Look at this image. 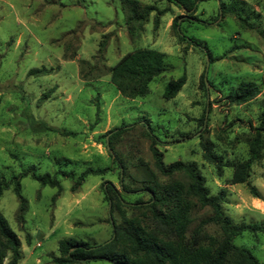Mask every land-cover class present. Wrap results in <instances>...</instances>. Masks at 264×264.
Masks as SVG:
<instances>
[{
    "label": "rangeland",
    "instance_id": "374dc122",
    "mask_svg": "<svg viewBox=\"0 0 264 264\" xmlns=\"http://www.w3.org/2000/svg\"><path fill=\"white\" fill-rule=\"evenodd\" d=\"M220 1L231 13L220 15L217 0L197 3L195 12L167 0H137L155 11L131 38L120 0H0V177L33 166L39 174H56L60 182L56 190L23 178L20 200L10 190L3 192L0 214L19 240L17 264H53L63 239L109 241L103 184L112 185L127 204L148 199L142 192H121L118 164L106 148L110 132L132 124L113 144V153L126 163L125 182L139 189L150 172L156 173L147 126L158 140L163 165L194 163L209 194L222 195L221 210L233 224L263 228L235 237L233 244L264 264V132L260 158L246 181L229 183L235 165L248 158L264 103V0ZM176 18L178 29L204 43L215 62L178 40L172 27ZM138 49L163 53L166 70L149 83L146 96L126 99L111 85L109 70ZM181 76L180 91L163 99L166 84ZM242 81L254 82L259 94L245 104H230L228 92ZM203 147L221 158L219 172L202 159ZM88 168L110 171L88 176L75 191L72 180L59 173L76 177ZM124 210L136 213L130 206ZM210 215V208L194 206L186 239L199 230L198 243L218 240L216 225L201 224ZM112 216L121 222L116 211ZM8 259L6 253L2 264Z\"/></svg>",
    "mask_w": 264,
    "mask_h": 264
},
{
    "label": "trees",
    "instance_id": "16d2710c",
    "mask_svg": "<svg viewBox=\"0 0 264 264\" xmlns=\"http://www.w3.org/2000/svg\"><path fill=\"white\" fill-rule=\"evenodd\" d=\"M167 1L184 12H195L197 3L209 0ZM217 1L220 15L231 13L223 2ZM120 3L125 30L129 37L133 38L155 9L152 6H142L137 0H120ZM195 21L200 22L198 18H195ZM154 22L156 25L157 21ZM172 27L176 31L178 40L187 41L198 47L206 56L208 63L216 61L204 43L186 37L178 29L177 18L173 21ZM103 46L104 43L100 42V52ZM165 70L163 53L152 49H138L124 55L110 68L109 81L126 99L143 98L148 93L149 83ZM184 83V76L169 81L164 88L163 99L167 101L173 99ZM258 94L259 88L254 82L242 81L228 92L226 99L230 104L241 105L253 100ZM133 125L110 132L111 135L106 139V148L118 164L121 192L124 194L142 192L148 195V199L127 204L112 185L103 184L101 191L109 206L111 239L102 244H89L73 239L60 240L57 247L59 256L51 257V262L53 264H80L92 261H107L112 264H260L250 252L236 247L233 239L243 233L255 235L263 232V228L233 224L221 210L222 195L209 194L205 180L194 163L174 162L167 166L163 165L161 155L155 147L158 140L147 126L146 136L150 139V151L156 173L150 172L148 180L139 189L131 188L125 182L126 163L113 153V144L119 135ZM253 130L255 134L249 143L248 158L235 165L229 179L231 185L244 183L249 176L251 166L260 158L261 135L264 132V103ZM202 150V159L214 164L219 172L221 158L206 147ZM108 171L110 170L88 168L76 177L73 172L59 173L62 177L72 180L71 190L75 191L88 176H102ZM175 175H180L184 181L173 179ZM157 176L167 178L168 181L162 183ZM23 178H30L43 187L60 189L56 174H39L33 166H29L9 178L0 177V198L3 192L10 190L20 200V182ZM249 190L257 197L254 188ZM197 205L200 208H210L211 215L201 224L216 225L221 233L218 240L209 238L206 243H198L199 230L194 231L196 237L186 239L185 234L190 224L189 215L192 208ZM127 206L133 208L134 210L131 211L136 213L131 212L127 215L124 210ZM114 211L118 213L120 223L113 219ZM19 249V240L0 214V264L3 263L6 253H9L7 264H17L21 259Z\"/></svg>",
    "mask_w": 264,
    "mask_h": 264
}]
</instances>
